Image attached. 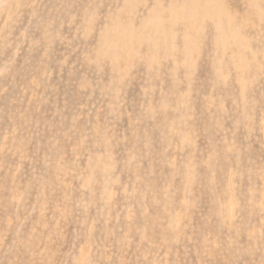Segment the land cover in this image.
Masks as SVG:
<instances>
[{
	"label": "rangeland",
	"instance_id": "obj_1",
	"mask_svg": "<svg viewBox=\"0 0 264 264\" xmlns=\"http://www.w3.org/2000/svg\"><path fill=\"white\" fill-rule=\"evenodd\" d=\"M0 264H264V0H0Z\"/></svg>",
	"mask_w": 264,
	"mask_h": 264
}]
</instances>
